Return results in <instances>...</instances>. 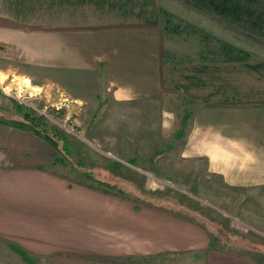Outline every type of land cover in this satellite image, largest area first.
Returning a JSON list of instances; mask_svg holds the SVG:
<instances>
[{
  "label": "crops",
  "instance_id": "crops-1",
  "mask_svg": "<svg viewBox=\"0 0 264 264\" xmlns=\"http://www.w3.org/2000/svg\"><path fill=\"white\" fill-rule=\"evenodd\" d=\"M0 59L69 73L103 67L87 95L102 103L74 115L92 140L129 150L134 168L179 177L187 161L206 183L220 181L207 193L171 192L183 203L226 209L238 200L246 213L259 198L264 213V0H0ZM23 117L0 118V264H11L3 257L11 245L48 264H264V239L254 240L263 244L253 259L211 248L219 239L238 244L220 209L185 203L193 209L185 213L113 192L102 175L135 174L129 164L91 149L95 164L86 166L84 142L69 137L61 147ZM168 147L178 159L153 156ZM142 191L168 196L162 187ZM251 219L264 231V215Z\"/></svg>",
  "mask_w": 264,
  "mask_h": 264
},
{
  "label": "rangeland",
  "instance_id": "rangeland-1",
  "mask_svg": "<svg viewBox=\"0 0 264 264\" xmlns=\"http://www.w3.org/2000/svg\"><path fill=\"white\" fill-rule=\"evenodd\" d=\"M1 65L4 66L3 69H0V90H3L1 91V93L4 95L2 98L8 102L7 104H9V106L7 109L0 111V118L9 121H15L16 123H23L25 122L23 117L25 114L26 120L31 125L37 126V128L42 133L53 136L61 147L69 145V137H75L79 139L86 144L85 146L90 147L88 155H91V161L85 158L86 163H84V165L86 166L91 164L93 166V164H95L92 161L96 160L97 155H93V153L90 152L91 149L95 154L96 152H99L110 156L113 159H117L125 165L129 164L126 160L129 157V150L118 148L120 153L124 154V157H121L116 153V150L118 149L108 150L101 148L99 141L92 140L87 134L88 132L80 126L79 122L74 116L75 114H78L83 108L90 107L91 109H96L102 103V99L97 101L95 100L96 96L87 95L89 90L91 91L95 89L96 91L98 88L97 83L99 82V78H104L105 72L103 71V67L89 72L70 71L69 73V69H52V67L48 65H43V67H27L28 64L24 63L21 65L12 59H10V62H6L5 60L2 61L0 59V66ZM53 78L58 79V84L50 82V80ZM24 79L29 82L28 86H26ZM41 83L44 84L42 86H38V84ZM78 94L83 95V97L87 96V98L80 99L71 97L72 95L74 96ZM21 113L23 115H21ZM87 119L89 121V117ZM173 144L174 143L170 145ZM169 147L154 149L153 156L156 157L158 154L165 153L164 160L162 159L163 163H165V158H169V162L171 160L175 161V159H178V154H175L176 149L168 151ZM181 163V167L185 169V173L180 174L179 177L171 174H178L180 170L176 172L171 171L165 174L155 169V173V171L153 172L147 170L145 165L135 166L134 168V165L130 164L129 167L134 169L136 175L132 171L123 170L120 171L119 177H116V179L106 176L108 173H105V176H102L105 179L112 181V186L109 188V190L116 193L120 191L121 195H131L132 199L137 200L138 202L146 203L147 201H152L155 204L157 203L160 205H166L170 208L181 210H183L181 208V206H183L185 208V210H183L185 213H193V209L187 207V205L197 208L203 204L204 208H202L201 211L203 213L206 212V214L211 213L210 209H220V211H213L214 214H216V217H218L219 213L226 216L229 225L237 232L239 239L237 240L238 244L219 239L217 241L218 245L216 248L226 253L237 254L253 259V249L256 247L264 248L263 245L260 246L263 243H258L255 245L254 241L257 240L261 242L264 239V231H261L257 228L259 225L253 223L251 217L264 215L263 208L261 207L263 202H260L259 198H251V200L247 202L248 210L245 209L246 213H243L241 210L236 208L235 204L238 200L234 201L233 203L226 204L227 208H230L229 210L220 206L213 207L208 201L200 199H195L197 200L195 201L192 200V198H186V205L183 203L184 197L174 196V194L171 192H185V194L188 193L192 195L190 191L193 192V190L199 188L201 191L207 193L210 191V188H215L220 183V181L215 177H211L209 178L210 181L206 183V181L202 180L203 178L201 172H193L197 171V168H194L195 166L193 164L189 166L187 161ZM162 174H164V176ZM76 175L77 178L84 177L83 173ZM184 183H186V185ZM137 184L141 185L140 188ZM101 185L102 184L99 186L102 188L103 185ZM159 187H162L163 190L165 189V194L168 195L165 199L155 198L147 193H143L144 191H142H148L152 188L157 189ZM219 188H223V186L219 185ZM239 199L241 200L243 198L241 197ZM195 216L198 217L197 211ZM221 236L223 237V235ZM5 248H7L8 251L3 253V257L11 264H48L47 261L35 255L28 254L26 251L16 245H11V247L7 246ZM228 250L233 251L229 252ZM15 254H17L16 257L14 256Z\"/></svg>",
  "mask_w": 264,
  "mask_h": 264
},
{
  "label": "trees",
  "instance_id": "trees-1",
  "mask_svg": "<svg viewBox=\"0 0 264 264\" xmlns=\"http://www.w3.org/2000/svg\"><path fill=\"white\" fill-rule=\"evenodd\" d=\"M26 115H27V113H26ZM30 115H32V114H30ZM183 130H181L177 136L182 135L181 132H183ZM216 247H217L216 245H211V248H216ZM228 251L231 252L233 250H231V251L228 250ZM94 257H98V258H100L102 260H114V261H118V258H116L114 256H109V255H97V256H94Z\"/></svg>",
  "mask_w": 264,
  "mask_h": 264
},
{
  "label": "bare ground",
  "instance_id": "bare-ground-1",
  "mask_svg": "<svg viewBox=\"0 0 264 264\" xmlns=\"http://www.w3.org/2000/svg\"><path fill=\"white\" fill-rule=\"evenodd\" d=\"M25 79H26V78H25ZM25 79H24V80H25ZM25 82H26V86H28V85H29V82H27V80H25ZM23 87H24V86H23ZM29 87H30V86H29Z\"/></svg>",
  "mask_w": 264,
  "mask_h": 264
}]
</instances>
